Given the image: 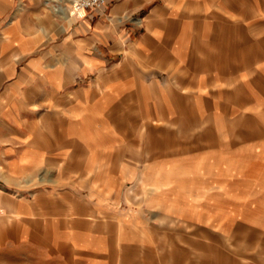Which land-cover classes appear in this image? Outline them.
Returning <instances> with one entry per match:
<instances>
[{
	"label": "crops",
	"instance_id": "obj_1",
	"mask_svg": "<svg viewBox=\"0 0 264 264\" xmlns=\"http://www.w3.org/2000/svg\"><path fill=\"white\" fill-rule=\"evenodd\" d=\"M71 2L0 0V264H261L254 140L190 109L212 0Z\"/></svg>",
	"mask_w": 264,
	"mask_h": 264
},
{
	"label": "rangeland",
	"instance_id": "obj_2",
	"mask_svg": "<svg viewBox=\"0 0 264 264\" xmlns=\"http://www.w3.org/2000/svg\"><path fill=\"white\" fill-rule=\"evenodd\" d=\"M214 2L212 0L206 13V24L200 29L199 23H193L188 32L189 38L185 40L186 47L193 50V54L187 56L189 64L198 73L202 70L209 78H215L203 81L202 98L192 97L190 109L196 112L199 104L206 107L211 114L207 121L209 127L219 125L223 117H234V120L225 118L224 127L229 124L245 139L250 136L254 140L256 175L263 178L264 0H220L219 5ZM63 5L64 0H49L45 10L48 14L59 15L66 25L62 15L53 10ZM130 25L132 30L135 24ZM161 219L170 220L173 225L191 227L179 218L161 216ZM85 237L86 234L81 232L80 238ZM254 240V247L248 249L241 246L240 250L255 255L257 263L263 264L264 237L257 233ZM63 264H73L70 254L65 255ZM79 264L86 263L81 258Z\"/></svg>",
	"mask_w": 264,
	"mask_h": 264
},
{
	"label": "built area",
	"instance_id": "obj_3",
	"mask_svg": "<svg viewBox=\"0 0 264 264\" xmlns=\"http://www.w3.org/2000/svg\"><path fill=\"white\" fill-rule=\"evenodd\" d=\"M108 0H72V9L75 12H87L90 10H99L106 7Z\"/></svg>",
	"mask_w": 264,
	"mask_h": 264
},
{
	"label": "bare ground",
	"instance_id": "obj_4",
	"mask_svg": "<svg viewBox=\"0 0 264 264\" xmlns=\"http://www.w3.org/2000/svg\"><path fill=\"white\" fill-rule=\"evenodd\" d=\"M72 10H73V9H72ZM68 11H69V9H68ZM74 12H75V11H74ZM75 13L82 15L83 12H75ZM60 14H61V13H60Z\"/></svg>",
	"mask_w": 264,
	"mask_h": 264
}]
</instances>
